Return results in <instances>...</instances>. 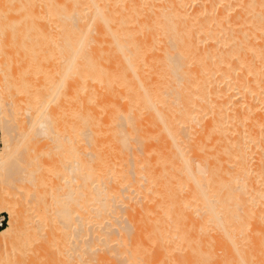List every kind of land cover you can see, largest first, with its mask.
Returning <instances> with one entry per match:
<instances>
[{
    "label": "bare ground",
    "instance_id": "obj_1",
    "mask_svg": "<svg viewBox=\"0 0 264 264\" xmlns=\"http://www.w3.org/2000/svg\"><path fill=\"white\" fill-rule=\"evenodd\" d=\"M0 118V264H264V0H0Z\"/></svg>",
    "mask_w": 264,
    "mask_h": 264
},
{
    "label": "rangeland",
    "instance_id": "obj_2",
    "mask_svg": "<svg viewBox=\"0 0 264 264\" xmlns=\"http://www.w3.org/2000/svg\"><path fill=\"white\" fill-rule=\"evenodd\" d=\"M2 118H0V152H1V150H2V148H3V144H4V134L2 133L3 132V129H2V125H3V123H2ZM23 151L22 152H20L19 154H16L18 157L16 158V159H18V161H16V163H15V161H14V163L16 164V165H14L15 166V168H13L14 166H9V161H4V165H5V167H4V170L3 169H1V176L2 175H4V174H6L7 176H5V177H0V197H3V196H7L9 193H11V192H14V194L12 193V195H15V198H13V201L14 202H12L13 204H14V206L18 209H20V207L22 206L21 205V203L24 201V200H26V198H28L29 196H31V194L32 193H30V194H28V193H26V191H25V189L23 188V186H20V185H18V183H20L21 181H19L20 179V177L22 178V174H23V177L25 176L24 174H25V169H24V167L22 168V166H24V165H22L21 166V163L22 164H24L23 162H25V152L23 153ZM20 157V158H19ZM20 161H21V163H20ZM23 161V162H22ZM20 165V166H19ZM19 168H18V167ZM22 169H21V168ZM11 169V170H10ZM24 172V173H23ZM16 173V174H15ZM18 182V183H17ZM17 183V184H16ZM46 186H48L47 184H45V187ZM47 188V187H46ZM52 188V189H51ZM48 187L47 189H45L46 191H45V194H48V193H46V192H48L49 190H51V191H54V184L52 183V187ZM17 189V190H16ZM12 190V191H11ZM16 192V193H15ZM10 195V194H9ZM8 195V196H9ZM12 199V198H11ZM27 201H28V199H27ZM6 202H10V201H8V200H5V203H4V201H3V203L4 204H6ZM10 204V203H9ZM23 207V206H22ZM29 209V208H28ZM29 212L27 213V215H30L31 213H32V210L31 209H29L28 210ZM2 218H4V221H3V225H2V227H6L7 226V223L9 222V217H8V214L6 213V212H0V220L2 219ZM16 222L17 223H21V221H22V219L19 217V216H16ZM24 222H27V223H29L30 222V220L28 219L27 221H24ZM2 227H0V229L2 228ZM30 236L24 231V230H22L21 228H20V226L18 227V229L13 233V235L9 238V242L10 243H13L12 245H16V246H19L20 245V247H23L24 245L26 246V245H28L30 242V238H29ZM1 239V238H0ZM2 241V239L0 240V242ZM7 241H8V239H7ZM6 241V242H7ZM4 242V240L0 243V244H5V243H3ZM7 244V243H6ZM26 248H27V246H26ZM17 250H19V249H17ZM20 251V252H19ZM18 252H16L17 254L19 253H21V250H19ZM19 254H18V256L16 257L15 256V261H17L18 259L19 260H21L20 259V256H19ZM0 256H1V254H0ZM21 258L23 259V257H22V255H21Z\"/></svg>",
    "mask_w": 264,
    "mask_h": 264
},
{
    "label": "built area",
    "instance_id": "obj_3",
    "mask_svg": "<svg viewBox=\"0 0 264 264\" xmlns=\"http://www.w3.org/2000/svg\"><path fill=\"white\" fill-rule=\"evenodd\" d=\"M3 221H4V218H2V219L0 220V227H2V225H3Z\"/></svg>",
    "mask_w": 264,
    "mask_h": 264
}]
</instances>
